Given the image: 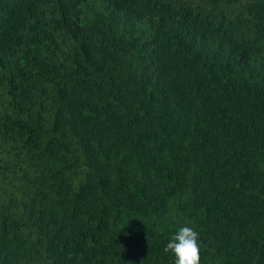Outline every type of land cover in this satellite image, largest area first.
<instances>
[{"label":"trees","instance_id":"trees-1","mask_svg":"<svg viewBox=\"0 0 264 264\" xmlns=\"http://www.w3.org/2000/svg\"><path fill=\"white\" fill-rule=\"evenodd\" d=\"M264 264V0H0V264Z\"/></svg>","mask_w":264,"mask_h":264},{"label":"clouds","instance_id":"clouds-1","mask_svg":"<svg viewBox=\"0 0 264 264\" xmlns=\"http://www.w3.org/2000/svg\"><path fill=\"white\" fill-rule=\"evenodd\" d=\"M163 251L175 257L174 264H200L199 233L192 227L182 226L171 236Z\"/></svg>","mask_w":264,"mask_h":264}]
</instances>
